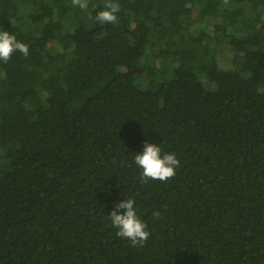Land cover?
<instances>
[{
	"label": "trees",
	"instance_id": "1",
	"mask_svg": "<svg viewBox=\"0 0 264 264\" xmlns=\"http://www.w3.org/2000/svg\"><path fill=\"white\" fill-rule=\"evenodd\" d=\"M118 3L0 0L30 52L0 61V264H264V0ZM146 143L174 177L140 182ZM127 198L143 248L109 218Z\"/></svg>",
	"mask_w": 264,
	"mask_h": 264
},
{
	"label": "clouds",
	"instance_id": "2",
	"mask_svg": "<svg viewBox=\"0 0 264 264\" xmlns=\"http://www.w3.org/2000/svg\"><path fill=\"white\" fill-rule=\"evenodd\" d=\"M74 7L81 10H87L89 0H71ZM224 5L229 0H223ZM121 6L118 0H104L103 10L97 13L96 19L101 24L115 25L119 22L118 13ZM19 51L23 56L30 55L29 46L19 41L15 35L8 31L0 32V61L7 63L13 53ZM135 164L142 169L139 177L140 182L147 184L149 180H157L166 182L176 174V169L180 166V160L175 153L162 152L159 145L146 143L142 153L134 156ZM121 209H125L124 213H120ZM155 219L161 218V212L154 211ZM112 227L117 229L116 235L120 238L127 239L133 247L143 248L150 238L148 225L138 215L134 198H127L116 205L115 210L109 216Z\"/></svg>",
	"mask_w": 264,
	"mask_h": 264
},
{
	"label": "rangeland",
	"instance_id": "3",
	"mask_svg": "<svg viewBox=\"0 0 264 264\" xmlns=\"http://www.w3.org/2000/svg\"><path fill=\"white\" fill-rule=\"evenodd\" d=\"M203 27L201 28H198V29H202ZM219 63H220V67L223 68V69H226V70H230L232 69V66L230 64V60H229V51L227 50V47L225 49H223L222 51L219 52ZM211 84L210 83H207V86H210ZM7 167V164L5 161L3 160H0V168H5Z\"/></svg>",
	"mask_w": 264,
	"mask_h": 264
}]
</instances>
